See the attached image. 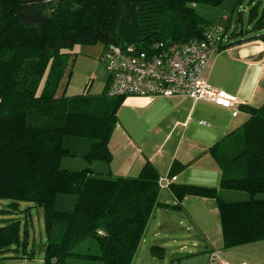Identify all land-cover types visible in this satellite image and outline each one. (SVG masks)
I'll return each mask as SVG.
<instances>
[{"label": "trees", "instance_id": "1", "mask_svg": "<svg viewBox=\"0 0 264 264\" xmlns=\"http://www.w3.org/2000/svg\"><path fill=\"white\" fill-rule=\"evenodd\" d=\"M223 0H0V198L43 211L48 240L43 264H70L72 255L101 264H131L160 200V177L146 161L135 176L99 173L95 161L110 163L109 141L122 96H67L76 44L100 43L149 48L156 42L180 45L202 39L211 22L195 10L198 3ZM242 0H235L234 9ZM249 35L242 27L227 33L219 49L247 40L264 42V14L249 0ZM236 35L241 37L236 38ZM246 118L238 128L241 145L222 162L218 143L210 151L226 170L218 186L169 181L168 191L213 199L224 247L264 241V102L240 104ZM78 141L86 145L77 146ZM64 156H79L81 169L61 166ZM226 166L232 167L231 172ZM184 165L174 160L168 177ZM247 198L228 200L222 190ZM60 194L74 196L70 209L56 207ZM57 229L56 238L53 239ZM21 224H0V253L19 243ZM93 238L98 253H76ZM154 247H152L153 249Z\"/></svg>", "mask_w": 264, "mask_h": 264}, {"label": "crops", "instance_id": "2", "mask_svg": "<svg viewBox=\"0 0 264 264\" xmlns=\"http://www.w3.org/2000/svg\"><path fill=\"white\" fill-rule=\"evenodd\" d=\"M204 77L211 86L235 97L239 104L259 105L264 102V42L247 40L215 53ZM70 87L69 81V97L89 94L86 87L79 94L69 92ZM123 110L125 117L117 121L109 141L112 161L93 163L92 168L102 174L135 176L150 161L158 171L161 189L167 190L171 200L163 201L168 205L160 204L152 212L131 264H208L213 251L227 264H264V241L224 247L216 204L207 203L210 199L205 197H199L202 202H189V197L179 202L162 184L165 178L168 186L169 181L187 183L191 176L207 180L223 176L226 170L210 147L218 143L221 160L228 165L230 156L241 145L238 128L246 113L239 110L235 115L224 105L183 95L128 96L117 110V119ZM134 116L149 121L145 132L133 128ZM229 142L236 148L225 156L222 152ZM174 160L184 167L170 180L168 172Z\"/></svg>", "mask_w": 264, "mask_h": 264}, {"label": "rangeland", "instance_id": "3", "mask_svg": "<svg viewBox=\"0 0 264 264\" xmlns=\"http://www.w3.org/2000/svg\"><path fill=\"white\" fill-rule=\"evenodd\" d=\"M253 3H257L259 14H264V0H253ZM235 0H223L218 5H209L204 3H198L195 6V10L204 19L211 22L217 27L226 28L227 33L231 34L233 31H238L241 27L248 32L242 35H249L255 31L251 30V24L248 23L249 7L251 3L249 0H242L240 4L234 9ZM236 38L241 35H236ZM100 43L95 44H76L73 51L76 52V59L73 65V73L70 80L69 92L79 94L86 91L91 95H99L104 92L105 84L108 79V72L101 61V56L105 54ZM225 49V48H224ZM223 50V49H221ZM220 50V51H221ZM219 51V52H220ZM218 53V52H217ZM125 117V110L118 112L117 121L120 122L121 118ZM131 125L135 129H140L141 132H145L149 123L145 118L132 117ZM240 138V136H239ZM236 140V139H235ZM238 141V140H236ZM77 146H85V141H78ZM233 142V141H232ZM232 142L225 145L223 154L229 156L231 152L236 148V145ZM239 143V142H238ZM241 144V141H240ZM96 162L100 161H95ZM101 163V162H100ZM103 163V162H102ZM88 164L79 156H64L61 159V166L65 168L81 169ZM222 176L215 179L198 178L191 176L190 181L192 184L208 183L206 185L218 186ZM187 182V183H188ZM168 179L165 178L162 182L163 187H167ZM163 190V191H162ZM220 196L228 200H238L248 197V194L242 191L222 190ZM189 197V202H202L198 196H186ZM160 199L162 201L169 200L166 189H161ZM74 201V196L60 194L56 203V207L60 209H70ZM8 199L0 198V224L8 219H18L21 224V235L19 243L12 246L10 250L0 253V264H43L45 245L48 240V234L45 227V221L43 211L41 208L25 202H19V206L16 209L11 208L8 205ZM207 203L214 205L215 201L210 199ZM57 229L54 233L53 239L56 238ZM76 253H98V246L93 238H88L76 247H74ZM70 264H101L100 261L84 258L82 256H70L67 259Z\"/></svg>", "mask_w": 264, "mask_h": 264}, {"label": "built area", "instance_id": "4", "mask_svg": "<svg viewBox=\"0 0 264 264\" xmlns=\"http://www.w3.org/2000/svg\"><path fill=\"white\" fill-rule=\"evenodd\" d=\"M223 28L210 25L202 39H193L180 45L156 42L149 48L136 45H109L101 56L108 72V96L183 95L192 100H203L224 105L239 112L238 100L207 83L205 69L213 55L220 51ZM208 264H227L218 252H211ZM237 264H246L239 262Z\"/></svg>", "mask_w": 264, "mask_h": 264}]
</instances>
